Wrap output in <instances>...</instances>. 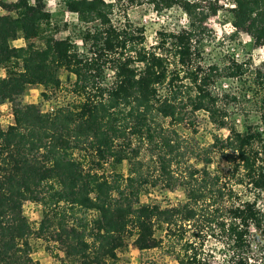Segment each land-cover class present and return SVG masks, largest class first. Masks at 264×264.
<instances>
[{
    "label": "trees",
    "instance_id": "trees-1",
    "mask_svg": "<svg viewBox=\"0 0 264 264\" xmlns=\"http://www.w3.org/2000/svg\"><path fill=\"white\" fill-rule=\"evenodd\" d=\"M120 1L61 0L76 17L64 38L44 0L0 2V103L14 102L13 123L0 126V264H41L32 236L54 245L61 264H116L129 246H164L176 264H264V60L204 65L200 45L206 20L224 8L235 32L264 46V0H127L116 19ZM128 3L178 8L187 25L147 44ZM244 75L259 122L239 129L219 104L237 97L214 88ZM30 86L71 98L45 111L18 101ZM198 111L226 136L182 139L177 126ZM216 157L226 168H210ZM156 186L180 187L184 200L140 203ZM25 201L41 206L36 227Z\"/></svg>",
    "mask_w": 264,
    "mask_h": 264
},
{
    "label": "rangeland",
    "instance_id": "rangeland-1",
    "mask_svg": "<svg viewBox=\"0 0 264 264\" xmlns=\"http://www.w3.org/2000/svg\"><path fill=\"white\" fill-rule=\"evenodd\" d=\"M9 2L14 0H0V2ZM46 9L50 12L51 18L57 22L61 29L55 35L57 38H64L67 34L72 33L76 17L68 12L61 3V0H44ZM127 2L121 0L115 6V18L123 19V6L120 4ZM227 0H220V3L225 7ZM226 5H225V4ZM127 17L136 25L144 26L147 44H151L156 39V32L161 28L173 29L179 25H187L185 14L178 8H171L161 13H156L155 10L148 4H127L124 8ZM5 11L0 7V14ZM229 13L223 8L216 15L210 16L205 22L206 30L202 34L200 45L202 47V63L204 65L217 63L222 64L223 61L237 59L239 61L251 60V66L259 65L264 60V46L253 47L251 38L242 32H235L230 23ZM67 23V26L64 24ZM77 32L73 33V38L76 40L79 49H84ZM14 45H22V39L13 41ZM3 70L0 69V75H3ZM246 80L249 75H244L242 78H227L221 77L215 84L214 90L217 92H230L237 99L235 101L221 98L219 104L226 108L228 118H230L237 128H241L246 120L251 123H258V112L254 109V103L251 93L246 89ZM60 79L62 86H68L73 80L66 71H60ZM42 87L30 86L25 94L19 98L20 103H37L42 110H51L52 108L64 104L70 100L71 96L66 90L51 93L48 99L41 95ZM244 95V96H243ZM5 105L12 108L14 102L5 101ZM2 107V106H1ZM4 114V113H3ZM1 116V113H0ZM190 119L180 123L177 128L182 139L188 142L189 145H206L211 141L212 134L216 133L220 136H226L227 129H217L209 122L207 114L203 111H198L190 114ZM188 119V118H187ZM192 122V125H189ZM194 129L196 131H194ZM144 156V152L140 154ZM125 169V166H122ZM210 168L224 169L226 163L220 158L211 164ZM184 200V192L182 188L165 189L161 186L150 187L145 193L140 196V203H160L161 205H170ZM23 214L28 219L32 227H36L42 216L41 206L37 202L25 201L23 204ZM159 234V233H158ZM32 244V256L39 260L41 264H61L54 254L59 253L54 245L50 249L46 248L43 240L30 237ZM116 264H176L173 256L167 252V249L158 247L146 251H139L132 246L118 254Z\"/></svg>",
    "mask_w": 264,
    "mask_h": 264
},
{
    "label": "built area",
    "instance_id": "built-area-1",
    "mask_svg": "<svg viewBox=\"0 0 264 264\" xmlns=\"http://www.w3.org/2000/svg\"><path fill=\"white\" fill-rule=\"evenodd\" d=\"M5 104V102L0 103V126L2 128H6L9 124H12L14 121V114L12 108H9L7 106L3 107V105Z\"/></svg>",
    "mask_w": 264,
    "mask_h": 264
}]
</instances>
